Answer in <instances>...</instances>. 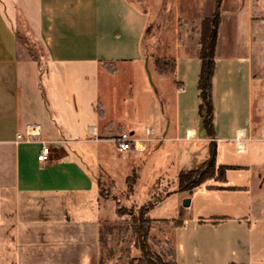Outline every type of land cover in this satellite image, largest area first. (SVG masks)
I'll use <instances>...</instances> for the list:
<instances>
[{
	"label": "crops",
	"instance_id": "0c3cea01",
	"mask_svg": "<svg viewBox=\"0 0 264 264\" xmlns=\"http://www.w3.org/2000/svg\"><path fill=\"white\" fill-rule=\"evenodd\" d=\"M171 8L175 30L168 55L175 68L169 81L147 68L143 42L151 14L132 0H0V227L8 190L98 197V178L75 143H108L112 156L137 159L123 173L126 180L137 172L146 194L176 182L182 171L199 169L214 143L217 164L235 167L226 181L206 182L192 195L174 189L166 198L176 203L173 215L151 217L152 208L148 215L153 221L185 215L176 229L179 264L264 261V115L256 116L255 104L264 18L254 0H222L219 7L217 0H173ZM218 8L210 136L199 111L197 34L191 38L179 28ZM29 28L45 49V68L20 55L22 40L28 46L22 30ZM142 67L161 90L146 76L140 100L133 81L123 80ZM76 69L83 70V85L68 80ZM26 131L34 141L18 140ZM124 132L142 150L134 144L118 150L115 140ZM43 142L51 148L46 162L38 160Z\"/></svg>",
	"mask_w": 264,
	"mask_h": 264
},
{
	"label": "rangeland",
	"instance_id": "374dc122",
	"mask_svg": "<svg viewBox=\"0 0 264 264\" xmlns=\"http://www.w3.org/2000/svg\"><path fill=\"white\" fill-rule=\"evenodd\" d=\"M132 1L151 14L143 42L147 68L152 73L166 74L170 81L173 59L168 53L173 46L171 39L175 30L172 26L175 24L171 8L173 0ZM221 2L217 0L218 7ZM254 3L264 18V0H254ZM180 26L181 34L191 38L197 34L200 51L201 22L185 21ZM32 28L35 27L32 25ZM22 32L28 46L22 40L20 55L26 58L36 56L45 68L46 53L37 34L31 28L29 33ZM262 39L264 43V37ZM193 45L194 40L191 42ZM157 62L164 64V71L158 68ZM255 68V104L256 116H259L264 115V46L255 60ZM144 70V67L137 72L134 70L123 80L124 84L129 78L133 81L140 100L144 99L145 80L148 78L150 81L148 71L145 73ZM75 72L74 76H69V82L83 85V70L76 69ZM149 83L161 90L157 77L153 76ZM110 145L90 140L72 145L92 166L98 178L97 198L85 194H20L13 190L5 193L4 218L0 227V264H172L176 260L177 227L173 222L177 218L153 221L150 216L169 218L173 215L176 203L166 198L172 190L179 191L178 179L149 188L146 194L145 188L140 186L142 182L137 181V172H128L130 176L126 180L123 173L125 169L134 168L137 159L129 163L118 152L112 156ZM149 176L147 171L146 180ZM161 198L163 200L154 205ZM118 211H121V216ZM181 217L184 219L185 215L181 213ZM101 224L116 226L113 234L105 235L102 250L98 233ZM137 226L147 234L143 231L139 235ZM254 264H264V261L259 259Z\"/></svg>",
	"mask_w": 264,
	"mask_h": 264
},
{
	"label": "trees",
	"instance_id": "16d2710c",
	"mask_svg": "<svg viewBox=\"0 0 264 264\" xmlns=\"http://www.w3.org/2000/svg\"><path fill=\"white\" fill-rule=\"evenodd\" d=\"M221 15L219 8L217 12L212 16L205 18L201 21V38H200V60L202 62L201 73L198 82V90L200 92L201 103L199 106L200 114L204 118V125L210 136L215 134L214 132V103H213V76L216 67L215 51L218 39V27L220 25ZM43 46V45H42ZM45 50V49H44ZM36 61L39 60L36 56H32ZM40 61V60H39ZM158 68L164 71V64L157 62ZM172 73L175 68V61L173 60ZM229 169H235V167L218 165L217 164V148L214 143L211 144V151L209 159L196 170L182 171L178 176V185L180 192H188L192 195L194 190L210 180L226 181V173ZM223 189L224 187H216ZM141 218H143L144 211L141 209ZM118 215L121 216V211H118ZM184 219L180 216L173 222L175 227H181ZM116 230V226L106 227L101 224L99 226V242L102 250V246L105 243L104 237L107 233L113 234ZM147 232L137 226L136 232L140 235L142 232ZM102 253V252H101ZM172 264H179L176 260Z\"/></svg>",
	"mask_w": 264,
	"mask_h": 264
},
{
	"label": "built area",
	"instance_id": "2783aa9c",
	"mask_svg": "<svg viewBox=\"0 0 264 264\" xmlns=\"http://www.w3.org/2000/svg\"><path fill=\"white\" fill-rule=\"evenodd\" d=\"M18 140L25 141V142H32L34 141L36 135L31 132H25V133H19L18 134ZM116 146L118 150L120 151H128L132 148V145L134 144L138 149L142 150L138 147L137 142L133 139L131 133L124 132L122 133L116 140H115ZM51 157V148L46 143L43 142V147L41 152L38 155V160L40 162H46L50 160Z\"/></svg>",
	"mask_w": 264,
	"mask_h": 264
},
{
	"label": "water",
	"instance_id": "95a60500",
	"mask_svg": "<svg viewBox=\"0 0 264 264\" xmlns=\"http://www.w3.org/2000/svg\"><path fill=\"white\" fill-rule=\"evenodd\" d=\"M189 205H190V199L187 198V199H185V201H184V206L188 207Z\"/></svg>",
	"mask_w": 264,
	"mask_h": 264
}]
</instances>
